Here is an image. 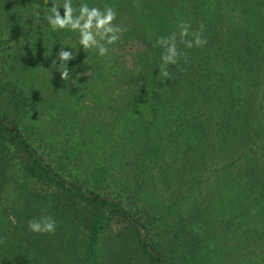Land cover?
<instances>
[{"label": "trees", "instance_id": "obj_1", "mask_svg": "<svg viewBox=\"0 0 264 264\" xmlns=\"http://www.w3.org/2000/svg\"><path fill=\"white\" fill-rule=\"evenodd\" d=\"M82 2L112 6L126 31L104 57L77 46L72 79L63 81L52 47L78 33L48 25L52 0H0V43L11 28L25 52L10 55L0 44L8 104L0 108V189L9 183L18 200L6 208L13 222L0 225V264H141L134 245L150 264H175L176 256L219 264V251L213 259L207 251L216 244L202 243L218 245L225 226L236 232L255 216L264 220V0L73 7ZM181 21L190 32L203 22L207 43L186 48ZM173 33L186 59L167 66L166 79L156 40ZM38 115L60 130L35 126ZM152 177L172 185L158 213L139 204ZM45 216L55 233H33L28 221ZM118 219L128 230L100 242ZM155 231H165L164 245Z\"/></svg>", "mask_w": 264, "mask_h": 264}, {"label": "rangeland", "instance_id": "obj_2", "mask_svg": "<svg viewBox=\"0 0 264 264\" xmlns=\"http://www.w3.org/2000/svg\"><path fill=\"white\" fill-rule=\"evenodd\" d=\"M39 15L38 17L40 18L38 20L41 23H43L44 21ZM18 29H19V26L15 30L17 31ZM10 31H11V34L9 33V29L5 30L4 37H7V38L10 37V38L7 42H4V40L1 41L0 44H2V50L5 53H9L10 55H16L17 57H22V55L25 54V52H23L20 49L21 44L17 43V41L19 42L21 41L20 36L13 33L11 28H10ZM76 42H78V38H71V39L68 38L67 40L64 39V41H62L58 47H52L54 49L52 54L57 59V53L61 50V47H64L63 50L65 51L78 50L77 46H79V43H76ZM72 60L73 59L67 62L69 74L71 71L74 70ZM58 61L60 64L61 61L59 59ZM0 63H2L1 59H0ZM1 66L2 65H0V82H1V77H2L1 76L2 75ZM79 75H82V72H80ZM259 93L262 94L264 98V91H260ZM4 102L2 98H0V108L6 109V107H8V104ZM81 103L83 104L86 102L83 101ZM262 104H264V101L262 102ZM50 116L55 117L56 113H52L50 114ZM38 117H39V121L35 123V126H37V124L41 122L46 127H50V128L52 127L54 129L56 128L60 130L61 125H57V123L53 124L54 121L51 123H48V121L50 122L52 118L50 117L44 118V117H41V115H38ZM32 132L36 133L34 129L32 130ZM233 156L234 155L230 157H233ZM263 159H264L263 156L260 155V159H258V162H262ZM218 164L219 163H217L216 165ZM126 170L127 171L129 170L128 166H125L123 171L126 172ZM116 171L117 170L114 169L113 172L117 174ZM151 179L152 180L151 181L149 180L147 184L145 183V186H144V196H145L144 203H139V204L140 205L144 204L146 207H150V209H152L155 213H158L160 207H163L166 204H168L166 202L168 200L169 190L172 189V185L170 184L171 187L170 185L168 187H165V183H159L155 179V177H152ZM131 182H133V179L129 183ZM10 187L11 185L8 183L6 184L4 188L0 189V225H2V223H5V221L13 222V218L11 216L8 217V212L6 208L8 209V207L13 205V203L18 202V200H14V197L11 198L12 193L10 192V189H11ZM161 226L165 230L169 229L168 226L163 223V221L161 223ZM120 227L121 229H124L125 231L128 230V225L122 220L118 219L116 221V224L110 227L111 229L104 231L100 235V242L103 241L107 236L111 235L114 232V230ZM230 227H233V226L230 225ZM155 234L156 235L158 234L157 237L160 240L161 245H164L167 240L165 231H162L159 233L155 231ZM212 242L216 244V247L215 248L211 247L209 250H207L208 255L209 257H211V259H213L214 257L213 254L216 255L217 251H219L218 254L220 255L219 257H217L219 259V264H264V220L260 216H255L254 220L252 222H249L247 226L245 227V229H237L236 232L231 231L230 228L227 226L221 228L220 229V239H219L218 245L213 239H209V241L206 242V244L202 243V245L205 248L206 247L208 248L210 247L209 245ZM134 248H135V251L138 257L140 258L141 264H150L147 262V258L145 254L140 250V248L139 247L136 248L135 245H134ZM175 258H177V261L175 264H183L179 261L180 257L176 256ZM199 261L200 259L196 262L191 260L187 264H204Z\"/></svg>", "mask_w": 264, "mask_h": 264}, {"label": "clouds", "instance_id": "obj_3", "mask_svg": "<svg viewBox=\"0 0 264 264\" xmlns=\"http://www.w3.org/2000/svg\"><path fill=\"white\" fill-rule=\"evenodd\" d=\"M44 4H48V0H44ZM40 7L39 4L36 5ZM63 9V15L60 9ZM51 14L46 17L48 25L53 31L68 30L78 33V43L84 51L96 50L101 57L107 56L109 46L120 41L121 35L126 29L114 23L117 18L116 10L109 5L103 8L89 6L88 3L82 2L78 8L73 7L72 0H64L62 6L52 0ZM38 16L39 13H36ZM200 31L190 32L191 24L181 21L178 24L179 37L181 43L186 48L203 47L207 40L203 39V22L199 24ZM191 37V38H189ZM176 33L167 37H159L156 45L164 49L161 54V64L159 67L160 74L166 78H170L167 66L175 65L182 57L186 59V53L178 51L176 43ZM64 47L57 53V59L61 61L58 71L63 81L72 79L69 75L67 62L74 58L73 51H65ZM28 228L33 233L54 234L56 230V221L50 216L41 217L28 221ZM0 243H3L0 240Z\"/></svg>", "mask_w": 264, "mask_h": 264}]
</instances>
